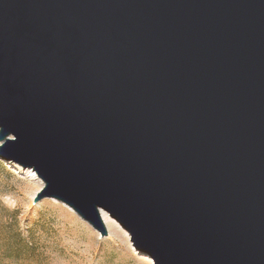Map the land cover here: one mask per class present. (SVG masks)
Returning a JSON list of instances; mask_svg holds the SVG:
<instances>
[{"label": "water", "instance_id": "1", "mask_svg": "<svg viewBox=\"0 0 264 264\" xmlns=\"http://www.w3.org/2000/svg\"><path fill=\"white\" fill-rule=\"evenodd\" d=\"M0 159L154 264H264V0H0Z\"/></svg>", "mask_w": 264, "mask_h": 264}, {"label": "rangeland", "instance_id": "2", "mask_svg": "<svg viewBox=\"0 0 264 264\" xmlns=\"http://www.w3.org/2000/svg\"><path fill=\"white\" fill-rule=\"evenodd\" d=\"M16 166L0 159V264H154L108 216L102 237L55 199L34 204L41 187Z\"/></svg>", "mask_w": 264, "mask_h": 264}, {"label": "bare ground", "instance_id": "3", "mask_svg": "<svg viewBox=\"0 0 264 264\" xmlns=\"http://www.w3.org/2000/svg\"><path fill=\"white\" fill-rule=\"evenodd\" d=\"M17 168V170L18 171H21V172H25L26 174H27V177L28 178H30L31 180H33V181H37L38 183H39V185H40V187L42 186V182L36 177V175L31 171V170H29V169H22L21 167H19V166H16ZM39 191V190H38ZM35 194V193H34ZM34 196V195H33ZM100 218H101V220H102V222L107 226V224H108V217H107V215H106V213H104L103 211H100Z\"/></svg>", "mask_w": 264, "mask_h": 264}]
</instances>
